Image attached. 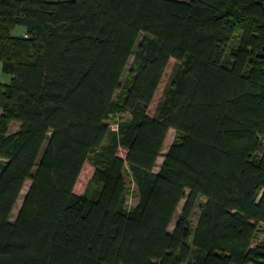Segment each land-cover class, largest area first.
Masks as SVG:
<instances>
[{"label":"trees","instance_id":"1","mask_svg":"<svg viewBox=\"0 0 264 264\" xmlns=\"http://www.w3.org/2000/svg\"><path fill=\"white\" fill-rule=\"evenodd\" d=\"M0 70V264H264V0H0Z\"/></svg>","mask_w":264,"mask_h":264},{"label":"rangeland","instance_id":"2","mask_svg":"<svg viewBox=\"0 0 264 264\" xmlns=\"http://www.w3.org/2000/svg\"><path fill=\"white\" fill-rule=\"evenodd\" d=\"M237 44V40L236 38H234L232 40V42L229 44V49L233 48L235 45ZM131 62H132V57L129 59L128 61V65L122 75L121 78V84L122 87H125L126 84L129 81V68L131 66ZM177 67V62L173 59H170L167 63V66L164 70L163 76L161 78V81L157 87V90L153 96V99L151 101V104L149 106L148 109V113L151 116H154L157 108L159 106V104L161 103L164 94L166 92V89L169 86V83L172 79V76L175 72V69ZM10 79V75L3 73L0 70V83H7L9 82ZM129 118V115L127 113L124 114H116L113 116H110L108 118V120L106 121V123L108 124L110 131L115 132L117 130V126L119 123L126 121ZM18 130V126L17 124H11L10 126V132L12 131H17ZM176 138V131L173 129H170L167 133L166 139L164 141L160 156L157 158L156 160V164L154 166V172H157L159 170V167L163 161V155L165 154V152L167 151L168 146L171 144V142ZM260 139L262 140V143L264 144V136H261ZM262 148H260L261 151ZM126 151L123 149H119L118 151V155L121 157H125ZM94 170V166L92 163L91 159H88L84 162L81 172L78 176V179L74 185V193L77 195H81V196H86L88 198H94L96 196L97 190H98V185L97 183H95L92 180V173ZM123 178H124V182H125V186H126V208L127 209H131L133 208L138 201V195H137V188L136 185L129 173V170L127 167L124 168L123 171ZM30 184V181H26L22 187V190L20 192V195L16 201L15 207L12 211L11 217H10V221L13 222L15 219V216L20 208V205L22 203L23 197L28 189V186ZM199 202H203V199H199L198 200V204ZM184 204V200H182L179 205L177 206L176 212L174 214V217L172 219V222L169 225L168 231L171 232L174 226V223L176 221V219L178 218L181 209L183 207ZM198 204L197 206L194 208V211L192 213V216L190 218L191 224L192 226H195L196 221H197V217L199 214V209H198ZM264 241V225L263 224H259L258 227L256 228L252 240H251V245L255 246L259 243H263Z\"/></svg>","mask_w":264,"mask_h":264},{"label":"crops","instance_id":"3","mask_svg":"<svg viewBox=\"0 0 264 264\" xmlns=\"http://www.w3.org/2000/svg\"><path fill=\"white\" fill-rule=\"evenodd\" d=\"M11 124H17V122H12ZM11 124H10V126H11ZM10 126H9V130H10ZM17 126H18V124H17ZM10 132V131H9ZM13 132H15V131H12V132H10V133H13ZM0 161H1V159H0Z\"/></svg>","mask_w":264,"mask_h":264}]
</instances>
